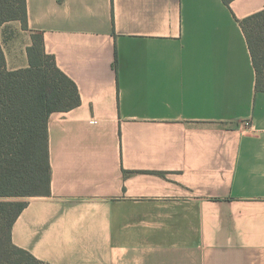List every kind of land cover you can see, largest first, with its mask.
<instances>
[{"label": "crops", "instance_id": "crops-1", "mask_svg": "<svg viewBox=\"0 0 264 264\" xmlns=\"http://www.w3.org/2000/svg\"><path fill=\"white\" fill-rule=\"evenodd\" d=\"M264 0H27L82 102L49 120L51 193L14 244L45 264H264V90L238 19Z\"/></svg>", "mask_w": 264, "mask_h": 264}, {"label": "trees", "instance_id": "trees-1", "mask_svg": "<svg viewBox=\"0 0 264 264\" xmlns=\"http://www.w3.org/2000/svg\"><path fill=\"white\" fill-rule=\"evenodd\" d=\"M227 4L231 0H224ZM18 20L28 29L27 0H0V31ZM246 35L264 90V10L238 19ZM27 49L30 64L10 70L0 40V264H45L14 244L13 225L31 196L51 193L49 120L82 102L76 82L45 48L42 33H32Z\"/></svg>", "mask_w": 264, "mask_h": 264}, {"label": "rangeland", "instance_id": "rangeland-1", "mask_svg": "<svg viewBox=\"0 0 264 264\" xmlns=\"http://www.w3.org/2000/svg\"><path fill=\"white\" fill-rule=\"evenodd\" d=\"M25 199V198H24Z\"/></svg>", "mask_w": 264, "mask_h": 264}]
</instances>
